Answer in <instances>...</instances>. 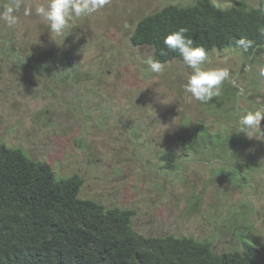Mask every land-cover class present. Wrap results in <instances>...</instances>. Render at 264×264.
Wrapping results in <instances>:
<instances>
[{
	"label": "rangeland",
	"instance_id": "obj_1",
	"mask_svg": "<svg viewBox=\"0 0 264 264\" xmlns=\"http://www.w3.org/2000/svg\"><path fill=\"white\" fill-rule=\"evenodd\" d=\"M197 1L110 0L73 18L57 37L35 13L47 0H23L15 26L0 19V144L46 162L58 178L80 177L79 198L134 211L132 228L144 237L192 238L216 254L240 252L243 242L264 246V137L237 132L239 112L264 106V52L254 61L238 49L210 52L203 67L227 68L230 77L204 104L184 89L192 69L182 59L153 73L152 48L130 41L143 18ZM233 1L264 7V0H210L222 9ZM8 3L0 0V12ZM49 52L69 61L55 76L28 68L47 66ZM225 91L230 103L221 100ZM224 107L232 120L223 119ZM199 122L242 142L232 160L178 148L182 129ZM165 153L178 159L176 172L166 168Z\"/></svg>",
	"mask_w": 264,
	"mask_h": 264
},
{
	"label": "trees",
	"instance_id": "obj_2",
	"mask_svg": "<svg viewBox=\"0 0 264 264\" xmlns=\"http://www.w3.org/2000/svg\"><path fill=\"white\" fill-rule=\"evenodd\" d=\"M180 28L188 30L193 47L203 46L208 54L238 49L254 61L264 52V7L250 8L242 1L225 9L210 0L167 6L140 20L130 41L152 48L153 58L164 65L182 59L164 45V38ZM68 62L49 52L47 66L28 68L55 76L56 67ZM221 100L230 103L231 94L225 91ZM219 111L225 121L232 120L229 108ZM181 132L177 146L185 154L232 160L242 146L234 135L214 134L200 122ZM162 159L171 162L169 171L180 168L173 154ZM82 186L80 177L58 178L46 162L0 144V264H264V246L248 242L240 252L216 254L208 241L144 237L132 228L134 211L81 199Z\"/></svg>",
	"mask_w": 264,
	"mask_h": 264
},
{
	"label": "clouds",
	"instance_id": "obj_3",
	"mask_svg": "<svg viewBox=\"0 0 264 264\" xmlns=\"http://www.w3.org/2000/svg\"><path fill=\"white\" fill-rule=\"evenodd\" d=\"M109 2L110 0H47L46 5L41 4L35 8V13L48 22L52 33L62 37L69 29L73 18L90 16ZM22 4L23 0H10L0 12V19H3L9 27L15 26L18 22L16 13L19 12ZM25 14H31V9H25ZM187 32L186 28L171 32L164 38V45L169 51L178 52L183 63L192 69L184 85L185 91L195 100L206 104L221 95L222 85L229 79L230 72L227 68L205 69L203 65L209 58L208 51L203 46L193 47L194 41L188 37ZM160 54L165 55L163 51ZM147 64L153 73L159 74L164 71V65L154 58L148 59ZM259 77L264 79V68L259 69ZM262 120H264V106L254 111L239 112L237 132H243L249 138L255 137L260 140L264 137V132L261 131Z\"/></svg>",
	"mask_w": 264,
	"mask_h": 264
}]
</instances>
